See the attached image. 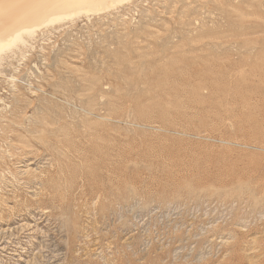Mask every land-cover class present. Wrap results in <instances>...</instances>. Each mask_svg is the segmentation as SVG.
<instances>
[{"label":"rangeland","instance_id":"obj_1","mask_svg":"<svg viewBox=\"0 0 264 264\" xmlns=\"http://www.w3.org/2000/svg\"><path fill=\"white\" fill-rule=\"evenodd\" d=\"M0 264H264V0H131L4 54Z\"/></svg>","mask_w":264,"mask_h":264},{"label":"bare ground","instance_id":"obj_2","mask_svg":"<svg viewBox=\"0 0 264 264\" xmlns=\"http://www.w3.org/2000/svg\"><path fill=\"white\" fill-rule=\"evenodd\" d=\"M131 0H0V59L43 27L98 14ZM89 18V17H88ZM67 19V20H66Z\"/></svg>","mask_w":264,"mask_h":264}]
</instances>
